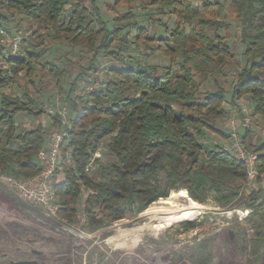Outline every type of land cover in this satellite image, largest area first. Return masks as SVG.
<instances>
[{
    "label": "trees",
    "instance_id": "16d2710c",
    "mask_svg": "<svg viewBox=\"0 0 264 264\" xmlns=\"http://www.w3.org/2000/svg\"><path fill=\"white\" fill-rule=\"evenodd\" d=\"M214 1L114 0L107 4L111 10L124 4L129 10L106 19L98 0H0V30H10L11 18L23 16L46 30L43 38L50 36L92 55L70 82L66 70H59L44 58L43 51L34 49L6 59L8 69H0V87L12 86L14 76L23 72L29 84L36 85L40 73L48 71L56 80L60 100L70 109L72 127L56 172L63 176L54 181L61 220L70 224L77 220L81 199L92 231L134 218L174 190H188L198 203L212 199L224 207L237 204L243 196L251 210L249 252L261 256L264 196L255 184L248 185L243 160L210 139L207 132L228 139L229 133L219 124L230 117L242 97L251 115L264 118V0ZM135 4L151 6L152 12L144 9L137 14L131 9ZM216 6L219 14L229 6L241 25L243 68L239 54L220 33L224 23L213 15ZM140 15L149 25L140 24ZM157 15L169 17L171 23ZM155 55L169 63L151 64L147 57ZM106 57L116 65L103 67ZM235 69L239 73L234 77ZM100 71L106 76L104 86L77 95L81 84ZM225 76L229 89L220 86ZM20 112L36 115L44 109L28 92L23 97L4 92L0 98V173L29 178L43 169L38 154L47 147L48 138L41 125L22 129L17 122ZM52 118L53 125L61 124L58 115ZM243 133L246 148L258 155L257 171L263 174L264 140L249 145L252 132ZM102 149L111 161L102 162L97 155ZM90 162L97 178L86 171ZM83 188L90 192L85 194ZM196 225L187 222L184 229ZM70 262L66 259L60 264Z\"/></svg>",
    "mask_w": 264,
    "mask_h": 264
},
{
    "label": "rangeland",
    "instance_id": "374dc122",
    "mask_svg": "<svg viewBox=\"0 0 264 264\" xmlns=\"http://www.w3.org/2000/svg\"><path fill=\"white\" fill-rule=\"evenodd\" d=\"M220 1L222 2V0ZM113 2L114 0H98L97 2L106 19L129 10L130 6L126 4L116 6L115 9L111 10L107 4H113ZM212 2L215 1L212 0ZM131 9L137 14L144 13V9L152 12V7L146 8L145 5L135 4ZM217 9V6L214 7L215 13L213 15L224 23L220 33L230 41L232 49L239 54V64L243 68L245 61L241 55L242 48L239 38L241 25L235 19L229 6L225 7L220 14L216 12ZM157 17L171 23L169 17L165 15H157ZM137 18L140 24L149 25V20L145 16L140 15ZM8 27L10 30L5 31L22 38L20 53H23L24 49L43 51L46 60L55 64L59 70H66L69 75L67 82L74 80L80 73V66H85L88 63L86 57L91 54L83 49L75 51L66 43L56 42L50 36L46 39L43 38L41 35H46L43 34L46 30L32 23L26 17L15 15L14 18H11ZM31 34L33 39L29 38ZM26 39L27 42H25ZM130 54L137 55L132 52ZM147 58L151 64L167 65L169 63V59H164L159 55ZM103 62V67L117 63L108 57L104 58ZM0 69H8L6 59L1 57ZM8 73V75L14 76L10 71ZM238 73L239 69L232 72L234 77ZM105 77L104 72L100 71L97 75L92 76L90 81L101 79L103 82ZM229 78L231 79L230 76ZM55 81V78L48 71H45L40 73L37 84L31 85L24 77L23 72L14 76L12 86L0 87V98L4 92L7 95L21 97H23L24 92H28L32 98L41 104L44 109L43 113L30 115L26 112H20L17 114V122L22 129L36 125L43 126L48 141L52 131L65 129L63 124L53 125V118L49 114V109L60 112L62 107H66L67 110H70L60 100L61 96ZM228 84L227 77H222L220 86L229 89ZM204 88L207 90L206 86ZM237 103L230 117L220 122V128L228 133L227 125L230 118L246 117L252 120L251 127L247 129L250 133L252 132L247 143L254 145L260 140H264V118L251 115L245 97L238 99ZM239 107L241 111H238ZM66 120L70 121L69 111ZM243 132L241 131L242 136ZM207 134L210 139L222 143L223 146L229 141V138L222 140L218 134L211 131ZM98 155L102 162L107 163L112 160L103 149L99 151ZM95 172L96 168L92 167L90 174L97 178ZM61 175L58 174L55 179H61L63 176ZM1 181L0 179V264H9L12 260H36L37 264H60L66 259H69L72 264H205L203 259L206 264H264V247L261 250V256L258 257L250 255L249 252L247 239L251 237L253 230L249 227L248 218L250 215L247 216L244 213V209H247L248 206H246L243 196L237 204L227 207L208 199L204 203H199L202 205L200 209L187 215L188 220L175 222L166 228L155 229L153 225L162 220L160 217L164 215L160 214L156 217L147 210L170 208L168 204L160 203V200L163 199L161 198L134 218L121 219L109 227L92 231L88 229L87 224L77 230L79 234L70 236L63 233L65 239L62 238V240L58 235L53 234L54 230L51 231V234L47 232L50 222L40 208L32 203H24L14 194L8 192ZM253 184L256 185L257 189L258 187L262 189L260 191L264 196L262 179L259 182L253 181ZM171 195L172 193L169 197ZM83 202L81 199L79 207H77L78 212L84 209ZM77 222L78 219L75 220V223ZM187 222L197 225L193 229L185 230L184 225ZM58 232L60 231L58 230Z\"/></svg>",
    "mask_w": 264,
    "mask_h": 264
},
{
    "label": "built area",
    "instance_id": "2783aa9c",
    "mask_svg": "<svg viewBox=\"0 0 264 264\" xmlns=\"http://www.w3.org/2000/svg\"><path fill=\"white\" fill-rule=\"evenodd\" d=\"M21 41V36L12 35L5 30H0V48L4 50L3 59H10L14 57L17 58L20 55ZM103 86L104 81L102 82L101 79H94L93 81L83 83L77 89L76 94L79 96L87 95ZM49 114L50 116L58 115L61 120V125L63 124L65 129L52 131L50 134V139L47 143V147L39 152L38 160L43 166L41 172L29 178L9 176L0 173V179L20 200L26 203L35 204L36 207L38 206L40 210H42L43 214L47 218L50 220L54 219L56 221H61L64 224V221L61 220L58 215L59 205L56 202L54 193V181L56 172L60 168L62 161V145L69 136V130L71 129L72 124L69 120H66V116L68 115V110L66 107H62L60 112L49 109ZM251 124L252 120L246 117L230 118L227 125L229 141L225 143V146H223L232 152L238 159L240 158L243 160L246 172L249 177V186H253V181H255L257 177H260L262 180H264V173L260 174L257 171V153L253 150H248L243 142L241 131L249 129ZM98 154L99 151L97 152V155ZM67 155L70 156L71 152H68ZM92 166L93 162H90L86 168V171H91ZM79 182L82 183L81 181ZM83 190L85 191V194L90 192L87 189L85 190V188H83ZM250 212V209H244V213L247 214V216L250 215ZM77 219V223H71L72 225L69 223L75 231L88 224V216L85 209H82L81 212H78ZM62 237L64 236L62 235Z\"/></svg>",
    "mask_w": 264,
    "mask_h": 264
},
{
    "label": "bare ground",
    "instance_id": "6f19581e",
    "mask_svg": "<svg viewBox=\"0 0 264 264\" xmlns=\"http://www.w3.org/2000/svg\"><path fill=\"white\" fill-rule=\"evenodd\" d=\"M160 203L166 205L168 204L170 208H153L147 210V212H151L156 217L160 214L164 215L160 217L162 218V220H160L157 224L153 225L155 229L166 228L172 226L175 222L188 220L187 215L189 213L195 212L194 210L200 209L202 207L201 204L197 203L189 196L188 190L172 192L171 197L161 199Z\"/></svg>",
    "mask_w": 264,
    "mask_h": 264
},
{
    "label": "crops",
    "instance_id": "0c3cea01",
    "mask_svg": "<svg viewBox=\"0 0 264 264\" xmlns=\"http://www.w3.org/2000/svg\"><path fill=\"white\" fill-rule=\"evenodd\" d=\"M263 181V185L262 186H264V180H262ZM2 182V184L5 186V188H6V190L8 191V192H10V193H12V194H14L10 189H9V187L3 182V181H1ZM258 190H261L262 191V189H260L259 187H258ZM24 203H26V202H24ZM38 207V206H37ZM39 208V207H38ZM47 218V217H46ZM48 220H49V222H50V226L48 227V231L47 232H49L50 234H51V231H53V234L55 233L56 235H59L58 237L60 238V239H62V238H64L65 239V236L63 235V233L66 235V234H69L70 236H72V235H74V234H79V232H77V231H75L72 227H71V225L69 224V223H65L64 222V224H63V222H61V221H56V220H54V219H49V218H47ZM55 230H57V231H55ZM58 230L62 233V235L64 236V237H60L61 235H60V233L58 232ZM63 240V239H62ZM70 241V240H69ZM65 254H67L66 252H65Z\"/></svg>",
    "mask_w": 264,
    "mask_h": 264
},
{
    "label": "water",
    "instance_id": "95a60500",
    "mask_svg": "<svg viewBox=\"0 0 264 264\" xmlns=\"http://www.w3.org/2000/svg\"><path fill=\"white\" fill-rule=\"evenodd\" d=\"M233 235V231L231 232ZM9 264H37L36 260H12Z\"/></svg>",
    "mask_w": 264,
    "mask_h": 264
},
{
    "label": "flooded vegetation",
    "instance_id": "af4514ba",
    "mask_svg": "<svg viewBox=\"0 0 264 264\" xmlns=\"http://www.w3.org/2000/svg\"><path fill=\"white\" fill-rule=\"evenodd\" d=\"M4 256H5V254H4Z\"/></svg>",
    "mask_w": 264,
    "mask_h": 264
}]
</instances>
